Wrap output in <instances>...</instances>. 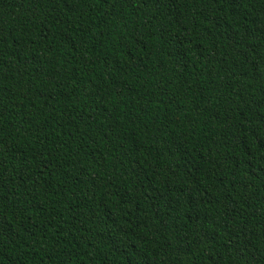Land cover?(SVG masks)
I'll list each match as a JSON object with an SVG mask.
<instances>
[{
    "label": "trees",
    "instance_id": "16d2710c",
    "mask_svg": "<svg viewBox=\"0 0 264 264\" xmlns=\"http://www.w3.org/2000/svg\"><path fill=\"white\" fill-rule=\"evenodd\" d=\"M0 264H264V0H0Z\"/></svg>",
    "mask_w": 264,
    "mask_h": 264
}]
</instances>
